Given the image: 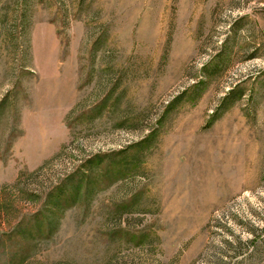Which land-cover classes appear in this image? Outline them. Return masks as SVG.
<instances>
[{"label": "rangeland", "instance_id": "1", "mask_svg": "<svg viewBox=\"0 0 264 264\" xmlns=\"http://www.w3.org/2000/svg\"><path fill=\"white\" fill-rule=\"evenodd\" d=\"M0 264H264V0H0Z\"/></svg>", "mask_w": 264, "mask_h": 264}, {"label": "trees", "instance_id": "2", "mask_svg": "<svg viewBox=\"0 0 264 264\" xmlns=\"http://www.w3.org/2000/svg\"><path fill=\"white\" fill-rule=\"evenodd\" d=\"M63 186H64V185H62V186H60V187L57 188L58 193H57L56 196H58L59 198H61V196H62ZM34 217H35L34 215L31 216V217H28V220H29V221H28L27 223H30V222H31L30 220H32L31 218H34ZM23 220H24V219H23ZM23 223H24V221H23V222H20V224H19L18 226H21Z\"/></svg>", "mask_w": 264, "mask_h": 264}]
</instances>
